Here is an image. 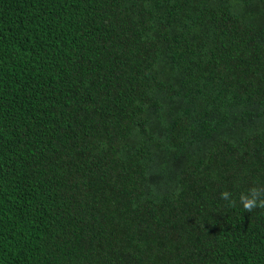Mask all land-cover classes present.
Here are the masks:
<instances>
[{
  "label": "trees",
  "instance_id": "1",
  "mask_svg": "<svg viewBox=\"0 0 264 264\" xmlns=\"http://www.w3.org/2000/svg\"><path fill=\"white\" fill-rule=\"evenodd\" d=\"M252 187L264 0H0V264H264Z\"/></svg>",
  "mask_w": 264,
  "mask_h": 264
},
{
  "label": "clouds",
  "instance_id": "2",
  "mask_svg": "<svg viewBox=\"0 0 264 264\" xmlns=\"http://www.w3.org/2000/svg\"><path fill=\"white\" fill-rule=\"evenodd\" d=\"M221 198L230 201L228 191L221 192ZM244 212H251L256 208H264V188L252 187L247 193H242L239 197Z\"/></svg>",
  "mask_w": 264,
  "mask_h": 264
}]
</instances>
